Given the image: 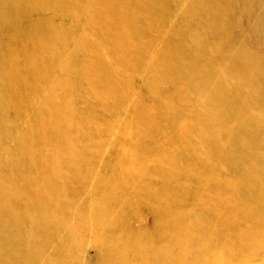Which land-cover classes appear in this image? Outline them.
Instances as JSON below:
<instances>
[{
    "label": "bare ground",
    "instance_id": "obj_1",
    "mask_svg": "<svg viewBox=\"0 0 264 264\" xmlns=\"http://www.w3.org/2000/svg\"><path fill=\"white\" fill-rule=\"evenodd\" d=\"M82 1L0 0V146L14 123L27 113L17 84L29 82L27 91L32 94L31 90L46 81L47 72L42 71L51 70L50 64L62 60L59 50L68 39V28L71 30L78 23ZM177 1L101 0L100 4L109 12L108 18L92 26L98 38L115 50L107 52L108 58L115 60L114 65L127 66L131 72L144 68V82L153 84H145L146 92L161 94L166 84L172 83L179 97L186 94L197 97L200 103L190 119H184L168 104L141 96L139 99L144 100L128 111L127 129L122 133L133 142L122 147L114 145L111 154L98 161L100 146H94L91 138L95 130L79 106L80 98L69 88V78L59 76L51 92L55 95L53 104L45 97L33 98L32 102L42 110L36 108L34 120L6 161L7 171L0 172V226L4 227H0V264H77L75 254L62 258L70 253L63 254L51 239L60 236L69 243L71 232L62 228L66 214L53 216L47 211L51 205L53 210L61 206L67 212L82 195L85 198L81 205L85 201L84 205L89 207L77 215L75 225L87 217L104 236L106 264H264V177L260 174L264 164V64L259 57L260 49L251 47L255 44L256 48L264 49V0H190L172 37L165 40L151 61H146V52L152 45L146 32L160 31L171 9L177 7ZM220 1H224L225 15L214 20L211 30L207 28L205 33L188 26L192 10L198 7L207 16ZM100 14L86 21V25L89 27ZM109 18L115 19L118 26H111ZM247 21L253 24L249 35L255 36V41H248L250 50H238L235 57L217 51V57L210 58L220 66L218 58L230 55L229 65L234 73H238L237 64L245 63L254 71L248 73L256 74L250 82L238 81L247 94L241 101H251L253 110L226 111L223 109L226 101L218 102L216 93L201 96L195 92L196 67L189 62L188 52L195 40L207 33L210 32L209 37L222 38L229 35L222 31L225 25L245 26ZM55 39H61V43L55 44ZM85 44L89 46L91 42ZM212 44L220 48L217 42ZM14 49L20 53L14 54ZM65 64L69 71L78 68L74 55ZM17 66L22 68L20 73L15 70ZM202 68L208 74L212 65ZM219 76L223 73L219 72ZM196 79L201 82L203 76ZM80 81L86 86L89 79ZM90 87L82 92L81 100L86 106L98 108L94 123L110 129L114 114H119L123 107V101L110 94H125L128 85L106 76ZM108 90L111 92L107 93ZM228 90L233 93L239 89L233 85ZM47 112L62 114L57 129L52 130L54 121ZM104 113L111 116L110 121L104 120ZM158 126L176 128L181 134L168 146L172 154L181 151L184 157L174 160L177 167L172 170L171 193L162 189L169 183L154 175L158 168L155 164L171 163L168 155H162L158 147L149 143ZM42 132L45 141H54L59 147L56 154L48 151L43 162L33 146L34 139ZM149 155H154L156 162L147 161ZM179 161L186 165L176 164ZM211 164L218 169L205 167ZM141 169L144 172L140 182L134 184L132 176ZM226 175L229 179H225ZM113 186V194H108ZM117 187L125 194L124 205L137 196L149 200L156 214L152 229L146 233H129L124 229L122 236L124 233L126 236H114L116 228L124 227L120 214L114 209L109 211L108 207L117 206L110 200L121 192ZM246 190L250 191L249 197ZM11 199L23 208L13 211L9 206ZM184 203H188V215L173 211ZM18 229L24 234L20 239L6 235ZM72 245L76 246L70 245L71 252ZM43 247L58 251L59 257L43 256Z\"/></svg>",
    "mask_w": 264,
    "mask_h": 264
},
{
    "label": "rangeland",
    "instance_id": "obj_2",
    "mask_svg": "<svg viewBox=\"0 0 264 264\" xmlns=\"http://www.w3.org/2000/svg\"><path fill=\"white\" fill-rule=\"evenodd\" d=\"M82 2L83 5L81 6L80 18L78 19V23L71 27L72 31L68 28V39H66L64 46L59 50V54L62 60L59 64H50L51 70L44 68L42 71L47 72L44 75L47 78L43 76L46 81L40 83L38 89H35L33 91L31 90L30 92L32 94H29L27 91V89L31 86L29 82H20L19 84H17V90L22 97V105L25 104V108L28 109L26 115L17 120L14 123V126L10 128L8 138H4V142L0 146V160L2 161V164L0 165V172L7 171L8 167L6 165V161L10 160L14 150L17 147L18 140L23 136L30 122L34 120L36 112L38 111L36 110V108L42 110L41 107L37 106L35 102H32L33 98L36 97L37 100L39 97H45L48 103L53 104L55 95L51 94V92L54 90V84L56 83L59 76L69 78L68 86L69 88L73 89L74 93L80 98L79 106L83 109V114L85 115L86 120L90 122L89 126L95 130V134L91 138L93 139L92 143L94 146H100L98 161H100L103 157L110 155L114 145L122 147L123 144H131L133 142V139L130 136H123L122 133L127 129L128 122L126 116L128 111L136 106L138 104V101L144 100L139 99L141 96H147L148 99L158 101L162 104L170 105L171 107H173L172 110L180 112L184 119H190V114L193 113V110H195L200 103L199 99L191 94H186L183 97H179L176 93V86L172 83H167L163 93L161 94L148 93L145 91V84L150 86L153 84H148L146 83V81L144 82L145 73L143 67L139 72H131L127 69V66H120L117 64L114 65L115 60L109 59L107 52L115 50L111 48L109 43L103 42L98 38L96 30L93 29L94 26H92L94 24H102L103 20L105 18H108L107 13L109 14V12L105 10L103 4H100L101 0H83ZM189 4L190 0H178L176 3L177 7L171 9L167 19L163 22L160 31L155 33L151 31L146 32V35L150 37L152 41V45L146 52V61H151L152 57H154L156 53L161 50L162 46L165 44V40L169 37H172V32L179 26L178 21L188 9ZM224 11V1H220L219 3H217L213 9V12L209 14L207 13V16L204 11L196 7L190 13L189 18L191 20L188 22V26L193 30L204 31L206 33L207 28H209L210 30L213 28L214 20H216L217 17H222L225 15ZM99 13L101 14L98 19L92 21L91 25L88 27L86 25V21L90 20ZM71 16L73 17V14H71ZM257 16L262 17L263 15ZM56 19L57 21L59 20V18ZM109 20L111 26H118L115 19L109 18ZM210 23L211 25H209ZM252 26L253 24H251L250 21H247L245 26L239 27L227 24L222 28V31L228 33L229 35L222 38H220L218 35L209 37V32L207 33V35L202 36L198 40H195V44L188 52L189 57L191 58L189 59V62L196 67V70L194 71L196 72V78L198 76H203L201 82H199L195 78V92L201 96L216 93L218 102L222 100L226 101V104L223 108L226 109V111L233 110L239 111V113H243L244 111L253 110V104L251 101H246L244 103L241 101L247 97V94L242 89L241 82L247 83L254 80L256 78V74L248 73L254 71L250 68L249 65L245 63L237 64L236 66L238 67V73H234L229 65L232 62V57L230 55L221 56L218 58V62L221 64L220 66H216L210 60V58L211 56L213 58H216L217 51H220L222 53H231L234 55V57L238 50H242L244 52L249 51L250 48L248 45V41H255V36L253 34L249 35ZM107 35L108 34H106L105 36ZM186 37L187 36H185V39ZM212 41L217 42L220 48L217 49L212 44ZM85 42H91V45L88 46L85 44ZM54 43H61V39H55ZM256 46L258 45L254 44L251 47L258 50L260 49L259 57L262 59L261 62L264 64V49L261 46L260 48H256ZM74 47L76 48L75 50L73 49ZM13 53L19 54L20 51L18 49H14ZM71 55H74L77 58L78 68L75 71H69L65 64V61ZM12 60L15 63H18L17 59L13 56ZM208 64L212 65V70L210 71L211 73L206 74L205 72L208 71L202 68V66L206 68ZM88 67L91 68V71L89 72L87 71ZM21 69L22 68H20L19 66L15 68L16 72L18 73H20L19 71ZM219 72L223 73L222 77L219 76ZM241 72L246 73L243 74ZM106 76L113 78L114 80L119 81L124 85H128V90L125 94H122L121 92L110 94V96L123 101V107L121 111L119 112V114H114L112 120L109 114H103V118L105 121L111 120L112 125L110 126V129H107L106 125H98L94 123L93 119L98 113V108L86 106L85 103L81 100V94L83 91H85V89L92 88L90 86L95 84L96 81H101ZM208 77H210V80H205ZM79 79L83 82L85 79H89V82L86 84L87 87ZM233 85L239 90L237 92L230 93L228 87ZM109 92H111V90H108L107 93ZM154 113L155 111L152 110L151 115H153ZM48 114L54 121V124H52L54 128L52 130L57 129L59 127L62 114ZM218 120L220 121L221 119L218 118ZM152 125H155V123H153ZM51 136L54 137L55 135L51 133ZM180 137L181 134L176 128L158 126V130L155 135L149 139L150 145L158 147L160 149V153L162 155H168L169 160L171 161L170 164H155L158 166V168L155 170L154 175L161 176L164 181L169 183L162 187L163 191L166 193H171L173 191L172 170L174 167H177L174 160L178 161V157L184 158L181 151H174V154H172V151L168 146H171L172 143H175V141ZM222 137L224 139H227L226 134H223ZM142 144L144 145L143 139ZM33 146L40 152L39 159L41 162H43V159L46 157L48 151H50L51 154H56L57 149L59 148L56 142L45 141L44 132L36 136ZM142 149H145V147H143ZM216 156L218 158L217 153ZM135 157V155L132 156L134 160L136 159ZM147 161L156 162L154 155L147 156ZM183 163L185 166L186 162L184 161H179L176 164L181 165ZM205 167L218 169L217 166H214L212 164L205 165ZM143 172L144 169H141L140 172H136L133 174L132 177L134 184H138L140 182ZM260 174H263L262 177H264V164L262 165ZM177 177L178 175L176 176V178ZM224 177L225 179H229L228 175ZM90 187L91 184L88 186V192L90 191ZM47 190L50 189L47 188ZM114 190L115 186L112 187L111 193L108 191V194H113ZM116 190H121V192L115 194V196H112L111 198L113 199L110 200L111 202L114 201L117 206L108 205V207H110L109 211H113L114 209L118 214H120V216L123 218L122 223L124 227L116 228L113 232L114 236L116 238L126 236V233H124V235L122 236V232L124 229H127L129 233H146L147 231L152 229V227H154L155 225L156 214L151 207L149 200L142 198L141 196H137L131 202L127 201V203L124 205L123 202L125 194L122 192V189L120 187H117ZM249 192L250 191L246 190V195L248 197ZM47 198L49 199V196H47ZM82 198H85V196L82 195V197L77 199V202L74 204V206H72L67 212L63 211L64 208L61 206L57 210H53L52 206H49L51 210L47 211L48 214H51L53 216H58L60 213L66 214L64 223L65 226L62 228L66 230L65 232H67V230L71 232L69 243L61 240L60 236H51V239L54 241L55 247L59 251H62L63 254L70 253L69 255L62 258H70L68 256H70L71 254H75L77 264H106L104 261V254L105 251H107V244L105 242L104 236H102L96 230V228L93 227V223L88 221L89 219L87 217L82 219L79 222L78 226L75 225V221L78 218L77 215L80 214V212L85 211V208L89 207L87 205H84L85 201H83L84 204L81 205ZM53 200L55 202H58L55 199ZM187 204L188 203H184L181 207L173 211L180 212L183 215H188L189 209L187 207ZM9 206L13 211H18L19 209L23 208L22 206L14 203L13 199H11ZM106 206L104 205L103 207L105 208ZM0 227L4 229L2 224ZM6 235L11 239H20L24 234L21 229H18L15 231V233H8ZM71 244L76 245H72V248H74L72 252L70 251ZM114 249L115 248H113V250ZM42 251L43 256L54 255L59 257L58 251L50 249L48 247H43Z\"/></svg>",
    "mask_w": 264,
    "mask_h": 264
}]
</instances>
